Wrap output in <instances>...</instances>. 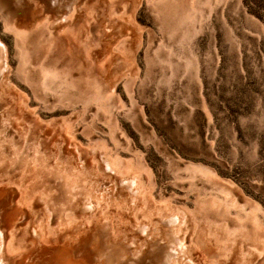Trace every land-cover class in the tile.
<instances>
[{"label": "rangeland", "instance_id": "374dc122", "mask_svg": "<svg viewBox=\"0 0 264 264\" xmlns=\"http://www.w3.org/2000/svg\"><path fill=\"white\" fill-rule=\"evenodd\" d=\"M82 1L0 0V259L106 224L136 264H264V0Z\"/></svg>", "mask_w": 264, "mask_h": 264}, {"label": "bare ground", "instance_id": "6f19581e", "mask_svg": "<svg viewBox=\"0 0 264 264\" xmlns=\"http://www.w3.org/2000/svg\"><path fill=\"white\" fill-rule=\"evenodd\" d=\"M17 1L20 2L19 3L20 7H21L20 10H23V8L25 10H27L28 9V3H30L29 6H32V4L34 3L32 1H36V0H17ZM55 1L54 0H44L45 7H47L46 14L47 13L49 14L50 12L53 11L54 13L52 14V17H51L52 22L55 21L57 24H59V25L62 24V27L66 28L67 24L69 26L71 20L66 19L63 14L65 12L69 11V12H73V16H74V12L80 8V6L83 4V1L82 0H55ZM61 2H63V3L66 2V3L63 5L62 10H58L61 7L60 6ZM65 5H67L66 8H64ZM40 9H41V7L38 8V10H40ZM25 10H23V11H25ZM55 10H57V11H55ZM80 10H81V8H80ZM19 11L18 10H12V12H14V14L13 13L11 14L8 12L9 16L6 15V18L10 19L11 23L15 25L14 26L15 34L17 36H19L20 38L28 34L29 31L27 30V28L33 29L34 25H37L36 27H40L42 24V20L47 19L44 17V15L39 17V18L38 17L34 18L35 15L33 14V12H32V17H30L31 15L27 12L26 13L27 15L24 16L23 21L21 23H19V22H17V20L14 21L15 18H18L17 14L20 13ZM38 13H40V12L37 11L36 14H38ZM44 13H45V11H44ZM24 14H25V12H24ZM40 14L42 15L43 13H40ZM36 16H38V15H36ZM43 17H44V19H43ZM0 55H1L0 56V66L2 67L1 73H2V77L3 76L5 77L3 85H4V87H7L6 89H10L11 88L10 87V81L8 79V76H7L8 65H6L7 64V50H6V47L4 45H1V44H0ZM5 65H6L7 69H5ZM47 76H49V72L44 71V77H47ZM27 187H28V185L26 186V189H27V191H29V189ZM14 214H16V212ZM15 222H17V220ZM13 227H15V225H13ZM35 230H38V229L36 228ZM103 230H104V233H102L100 235L99 231H98L97 234L94 235L95 236L94 238L85 237V239L83 238V239H77V240H72L71 237L66 238L65 239L66 243L63 244L64 246H59V244H60L59 240H52L51 239V241H53L54 243H51V242L49 243V241H47L43 238H40L39 243L42 244L43 248H45L49 252H51V255L45 256L46 254H43L41 256V258H48L49 257L50 258L49 264H136L137 262L143 261L144 258L147 257L146 255H148V253L144 254L143 259H141L142 254H140V253L136 254L137 252H135L132 255L128 254L125 259L122 258V255H123L122 249L124 247L117 248L116 245H114L117 242H114V239L112 237V234L114 233L113 234L114 237L116 239H118L117 237H119V235L116 234L117 230H115L114 227H112V226L110 227L109 225H106V224L104 225ZM118 232L120 234L123 233L120 229ZM169 237L171 240V235ZM29 238L30 237L27 236V234H25L23 236V239H25V240H28ZM37 243L38 242H36V240H28V243L25 245L26 251H30L29 245H31V247H32V244H37ZM91 243H92V245L90 246ZM52 244H56V245L51 246ZM164 251H165L164 247L159 248L157 250H153V252H152L153 254L151 253L152 264H167V262L170 260V257H169V255L166 256ZM56 253H61V261H58V263L54 262V260H56L54 255ZM139 255H141V256H139ZM149 255H150V253H149ZM167 258H169V259L167 260ZM28 260L29 259H27V261ZM62 260H63V262H62ZM32 261H30V263H32ZM4 262H5V260L0 259V264H4Z\"/></svg>", "mask_w": 264, "mask_h": 264}]
</instances>
